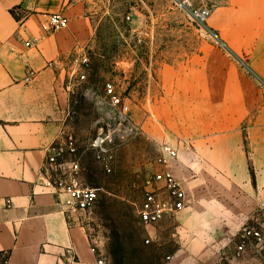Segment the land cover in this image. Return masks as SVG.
<instances>
[{"label":"crops","instance_id":"obj_1","mask_svg":"<svg viewBox=\"0 0 264 264\" xmlns=\"http://www.w3.org/2000/svg\"><path fill=\"white\" fill-rule=\"evenodd\" d=\"M218 1L224 43L241 69L226 62L222 81L209 79V108L196 114V131L185 134L196 157L180 156L183 166L175 170L187 191V205L176 214L193 235L204 186L233 191L240 184L248 211L264 206V91L245 70L264 83V0ZM84 7V0H0V264H96L92 238L69 215L67 195L47 185L48 155L59 149L57 162L79 161L85 182L89 147L74 137V103L85 97L80 58L93 36ZM56 12L68 26L26 46L41 35L45 15ZM27 68L34 75L26 82ZM233 149L248 156H218ZM206 173L214 180L205 183ZM187 240L196 246V237Z\"/></svg>","mask_w":264,"mask_h":264},{"label":"rangeland","instance_id":"obj_2","mask_svg":"<svg viewBox=\"0 0 264 264\" xmlns=\"http://www.w3.org/2000/svg\"><path fill=\"white\" fill-rule=\"evenodd\" d=\"M195 4L210 9L204 24L192 21L171 0H84L93 36L84 50L90 69L78 86L85 97L74 103V137L80 147H89L83 157L84 179L99 191L92 210L74 217L108 264L114 230L122 236L124 264H264V242L246 235L255 229L264 237V206L248 211L240 184L233 191L203 187L196 198L194 235L180 227L177 214L149 225L137 216L161 145L171 143L181 157H196L188 143L193 139L185 134L196 131V114L209 108V79L222 81L226 62L240 67L224 43V15L217 10L221 3ZM245 70L264 91V83ZM107 83L122 95L133 125L129 136L102 144L109 148L110 170L91 147L112 125L111 108L102 101ZM218 156L240 161L248 151L233 149ZM239 179L234 173L233 180ZM202 180L209 183L214 178L206 173ZM192 237L196 246L187 242Z\"/></svg>","mask_w":264,"mask_h":264},{"label":"built area","instance_id":"obj_3","mask_svg":"<svg viewBox=\"0 0 264 264\" xmlns=\"http://www.w3.org/2000/svg\"><path fill=\"white\" fill-rule=\"evenodd\" d=\"M171 1L198 25L204 24L210 15V9L205 6H196V0ZM67 26L68 18L63 12L49 13L45 15L44 20L41 22V35L31 41H27L25 45L30 47L40 42L44 37ZM80 64L82 65V72L79 78L83 80L89 67L86 55H81ZM33 75V69L27 68L24 80L26 82L29 81ZM104 91L102 101L111 108L112 115L109 117V122L112 125L109 124L107 133L95 141L93 145L99 148L98 158L102 159L103 166L106 170H110L109 148L102 146V144L105 142L114 143L117 138L129 136L133 132V125L128 115V108L123 101L122 95L116 91L115 85L107 83ZM68 147L71 152L75 151L73 142H70ZM62 151V149H59L48 155L47 166L48 170L52 172V176H49L47 185L54 189H59L67 195V211L72 218L76 219V216L85 215L92 210L97 200L99 189L88 186L81 179L79 161L57 162V156ZM154 163L156 169L147 177L142 201L136 207L139 221L145 225L154 224L166 216H173L182 211L187 205V191L184 186V180L177 177L175 171L177 167L183 166L178 148L171 143H163ZM8 204H10L9 200ZM246 235L253 237L259 243L264 242L261 232L255 229L247 230ZM92 244L91 250L96 255V264H108L104 253L98 249L97 243L92 240ZM242 249L243 246L239 245L238 252H241Z\"/></svg>","mask_w":264,"mask_h":264},{"label":"trees","instance_id":"obj_4","mask_svg":"<svg viewBox=\"0 0 264 264\" xmlns=\"http://www.w3.org/2000/svg\"><path fill=\"white\" fill-rule=\"evenodd\" d=\"M122 236L117 231H112L110 235V242L108 244V253L110 255V264H124V257L122 256Z\"/></svg>","mask_w":264,"mask_h":264}]
</instances>
